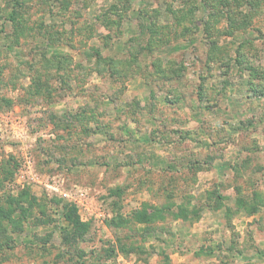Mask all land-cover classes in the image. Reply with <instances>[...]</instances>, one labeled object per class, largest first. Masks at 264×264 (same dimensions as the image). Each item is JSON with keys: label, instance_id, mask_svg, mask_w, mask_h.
I'll return each mask as SVG.
<instances>
[{"label": "rangeland", "instance_id": "374dc122", "mask_svg": "<svg viewBox=\"0 0 264 264\" xmlns=\"http://www.w3.org/2000/svg\"><path fill=\"white\" fill-rule=\"evenodd\" d=\"M187 1L183 21L186 0H19L14 34L13 0H0V200L23 193L30 208L19 225L0 220V264H264V94L252 90L264 84V0ZM229 15L242 21L226 33ZM212 50L223 64H207ZM63 54L64 81L43 64ZM158 59L181 62V76L155 74ZM181 203L199 215L175 216ZM64 205L89 224L76 243ZM115 214L126 223L110 225Z\"/></svg>", "mask_w": 264, "mask_h": 264}, {"label": "trees", "instance_id": "16d2710c", "mask_svg": "<svg viewBox=\"0 0 264 264\" xmlns=\"http://www.w3.org/2000/svg\"><path fill=\"white\" fill-rule=\"evenodd\" d=\"M233 1H236V0H233ZM243 1H248V3L250 5V7L252 8V10H256L257 3L259 4V2L262 1V0H243ZM229 2H230V0H227L226 2H222L223 6L225 7V5L227 3H229ZM224 3H226V4H224ZM9 5H10L9 6L10 7L9 15L7 17H4V20L10 22V24H11L13 30H14V34H16V33H19L22 30V28L18 26V23L20 21V17L19 16H20L21 2H19V0H13V2L11 4H9ZM186 5H187L186 9H188V11H186L185 14H182V17H184V18H182L183 21L187 20L189 17H191L192 13H194V10H191V9H193V7H190V4L188 3L187 0H186ZM258 8H259V6H258ZM253 13L257 14L258 12H253ZM248 16H249V14H248ZM248 16L246 14L244 15L245 20H246V17H248ZM0 17H1V15H0ZM233 19H234V17L229 15L230 24L228 23V25L224 27V31L226 33H231L233 27L235 29H236V27L238 28V26L240 25L239 21H242V19H239L237 21V23L235 21V25H233V23H234ZM183 21H180V22L183 23ZM146 27L147 26H145L143 28H146ZM205 27H206V31H208L210 29L211 24L209 23V21H207L205 23ZM4 31H5V23L2 22L0 24V39L3 37V35L1 33H4ZM57 39H58V35H56L54 37V34H51V33L48 34V40H49L50 43H54V44L57 43L56 42ZM6 40H7V38H6ZM249 45H252L251 42L249 40H246V41L240 42V44L237 46L238 47V50H237L238 51V57L236 59V56H235V59L238 61L239 64H242L243 62L247 61L248 58L246 57L245 54H243V50L245 49V47H248ZM213 50L215 51V48ZM213 50H212V52L214 54H212V52H210L208 54V59L206 60L207 64L211 65V64H213L214 62H217V61L220 62L221 64H223V62H224L223 59L221 57H217L216 53H215L216 51L214 52ZM91 57H94V60H98V59L101 58V54H100V51H99L98 48H96L94 50V55L91 56ZM68 60H69L68 56H66L64 54L60 55V56L59 55H52L51 58H47V59L45 58V60L43 59V61H44L43 64L44 65H48L49 63H55L56 70H58L57 71V73H58L57 76H59V78L62 81H64V76L61 75L59 73V71L64 69V67L66 66V63L68 62ZM118 62L119 61H116V60H112V61H106L105 60V64L108 63L109 67H112V68H113V66L115 64H118ZM173 62H174V64H173ZM153 63L156 65L155 66L153 64V66L155 68L154 69L155 74L165 75L166 72H168V71H170V73L166 74L165 76L180 77L181 74H182L183 65H182L181 62L176 64V62L173 61V60H169V61L163 62L161 59H158V62L154 61ZM248 70H249L250 76L252 78L253 77L254 78L257 77L256 68H254L253 66L249 65L248 66ZM129 73H131V72H129ZM48 76H55V74L49 75V73H48ZM251 83H252V81H251ZM35 84H34L35 85V89L32 92L37 94V93L41 92V88H40V84L38 82H36ZM252 90H254L255 93L257 92L259 94H264V84L260 85V86L258 84H254L252 86ZM2 101L5 102V104H9V101L7 99L3 98ZM192 161L189 164V167L193 168L195 170L200 169V167L197 165L198 162L196 160H192ZM249 163H250V160L247 159L244 162V166H247ZM191 166H193V167H191ZM236 190L240 193V188L239 187H236ZM120 192H121V189L117 188L115 191H113V195H117L118 196L120 194ZM22 194H20V195H18L16 197L10 195V196L4 198L3 200H0V220H8L9 222L12 223V225H19L20 219H24L26 217V214H27V212H28V210L30 208L29 209L24 208L20 204V201H23L24 197L26 196V194L25 195H22ZM209 195L212 198H214V201H215L214 207L215 208H219V207H222V205H224L225 197L219 191V187H216L215 190L209 192ZM236 200H237L238 206H245V201L243 200V197L240 194L238 195ZM258 202L259 203L262 202L261 195L257 194V192H255V196L252 198V202H251V206H250L251 209L248 208L247 213H251L253 211L252 209L254 208V203L257 204ZM2 203L6 204V206H4ZM32 204L30 203L29 207L32 206ZM111 204H112V209L114 207L118 208V205H120L116 200H113ZM173 205L176 206L174 204V202H172V204L171 205L168 204L167 207H165V205L161 206L159 208V210L163 211L165 209L166 211H169V209H171L173 207ZM64 207H65L66 210H64V212H63V217L65 218V220H67L68 225L70 226V228H68V230L67 229L65 230V232L67 233L66 234V238L70 241V243H74V242L76 243L77 241H79L82 238H84V236L87 234V232L89 231V224L87 222H84V221L80 220V217L77 214L75 206H73V205L65 206L64 205ZM16 210H19L18 213H17L18 218H14L13 217V213L16 212ZM225 212L227 213L228 216L231 215L230 208L228 206L226 207ZM174 214H175V216L179 215V216H183V217H186V215H188V214H194V215L198 216L199 215V210H198V208H195V207L189 208L187 205H184V204L181 203V204L177 205V211H174ZM161 218H163V217H161ZM137 219L139 221H141V222H146V221L148 222L149 221L148 215L142 216L141 218H137ZM108 223H110V225H114V226L124 225L126 223V219H125V217H121L120 214H117V215L115 214L110 219V221ZM79 254H82L81 250H79Z\"/></svg>", "mask_w": 264, "mask_h": 264}]
</instances>
